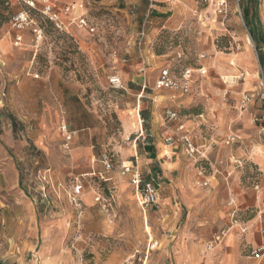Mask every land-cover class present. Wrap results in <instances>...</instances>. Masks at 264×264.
I'll return each mask as SVG.
<instances>
[{"label":"rangeland","instance_id":"rangeland-1","mask_svg":"<svg viewBox=\"0 0 264 264\" xmlns=\"http://www.w3.org/2000/svg\"><path fill=\"white\" fill-rule=\"evenodd\" d=\"M152 1L79 0L93 35L74 25L58 31L33 13L43 40L29 28L16 45L10 20L26 7L0 0V264H225L231 257L226 243L204 248L230 224L223 185H197L212 173L208 162L180 144L173 160L181 169L169 185L156 181L161 205L146 212L137 198L124 200L133 188L123 187L130 176L122 168L148 147V113L157 105L194 126L198 142L214 138L209 162H243L230 180L239 197L263 191L264 123L256 120L264 115V42L252 33L264 35V0L240 7L228 0L225 27L215 22L213 0ZM164 70L177 83L191 71L189 92L157 88ZM113 75L124 88L111 87ZM243 94L251 96L246 109ZM231 135L237 139L226 146ZM255 211L237 215L248 223ZM253 233L235 249L243 260L260 256L251 253Z\"/></svg>","mask_w":264,"mask_h":264},{"label":"built area","instance_id":"built-area-1","mask_svg":"<svg viewBox=\"0 0 264 264\" xmlns=\"http://www.w3.org/2000/svg\"><path fill=\"white\" fill-rule=\"evenodd\" d=\"M56 0H7L9 4H23L26 7V10H23L19 13H16L12 16L10 22V28L17 31L19 35L16 37L15 44L21 45L23 42L22 33L27 29L31 28L37 43L43 40V30L35 22L31 10H35L41 13L45 18L47 17L50 21L54 23L55 28L59 31L69 30L70 26L74 25L80 30H85L88 34H95L96 27L92 24L89 19L86 6L84 2L82 3H70L65 4L61 10L57 9ZM235 4L239 7L243 4L244 0H234ZM214 6V15L215 22L218 21L223 27L226 25V21L230 14V6L228 5V0H213ZM143 37V36H142ZM235 36H233L234 38ZM145 69L140 70L141 73H144ZM191 71H186L183 75L184 80L180 83H177L174 79L170 78L169 71L164 70L161 72L159 80L157 82V88H167L170 90H180L183 93H188L190 89V80H191ZM110 85L112 88L120 90L124 88L123 81L120 76L113 75L109 78ZM261 101L264 104V91L262 92ZM251 102V96L245 95L242 101V109H246L248 104ZM166 116L167 122H172L176 119H179V114L174 111H168ZM256 122H263L264 117L260 120L257 119ZM179 131H184V127L181 125L178 129ZM62 133L66 138V141L69 142L73 139V134L68 131L66 126H63ZM237 137L231 135L225 141V145L229 146L230 144L236 141ZM166 144L169 147L174 148L177 145L182 144L184 150L186 151L187 156L194 159H201L203 161L208 160L207 150L208 147L198 146L192 137L189 134H175L166 139ZM137 159L135 164H131L123 167L122 174L124 176H130V183L135 187L137 192V201L138 205L142 207L144 212L148 209H159L160 196L159 188L155 185L153 180L144 179L143 172L137 166ZM231 164L236 166V168H243V162L241 160L232 158L230 161ZM203 168H201L200 174L204 173ZM199 185L202 187H209L208 181H200ZM83 188L81 185L76 186V193L80 194ZM97 202L101 201V197L96 199ZM230 224L213 234V236L205 242L204 248L206 251H213L216 249H221L224 247L227 237L231 234V231L234 228H239L243 233H246L247 229L243 226L242 221L237 217V211H233L230 216ZM262 235L264 236V228L262 230ZM264 253V247H260L252 251L253 255H261Z\"/></svg>","mask_w":264,"mask_h":264},{"label":"crops","instance_id":"crops-1","mask_svg":"<svg viewBox=\"0 0 264 264\" xmlns=\"http://www.w3.org/2000/svg\"><path fill=\"white\" fill-rule=\"evenodd\" d=\"M155 1H157V0H155ZM55 2L57 5V9H61L65 4L76 3V2H79V0H56ZM154 6L155 5H153L152 7H154ZM159 18H161V17H159ZM256 25H257V23H256ZM17 35H19V33L16 31V36ZM255 36H257L256 33H255ZM244 56L247 57L248 56L247 53L244 54ZM132 68H135V67H132ZM140 68H138V71L140 70ZM138 75L139 74L136 73V77ZM250 76H251V74H250ZM240 77H241V79L244 78V74L242 73L240 75ZM144 89H146V85L144 86ZM166 90H168V89H166ZM174 90L175 89L170 90V91H174ZM178 91H180V90H178ZM181 93H183V92H181ZM243 95H245V94H243ZM166 97L172 98L170 95H166ZM144 110H147V108ZM168 111L174 112L176 110L168 109L164 112L159 106L155 105L152 107L150 114L148 113L149 122L151 124V129L148 132L149 133L148 134V142H147L148 147L143 148L144 152H141V158H139V161H137V166L139 169H141L140 164L144 167V171H143V169H141L143 172L144 179L153 180L155 185L159 188L160 186L156 184V181H158V179L163 180L167 185H169L170 183L173 182L172 180L174 178V175L176 173H178V171L181 169L180 165H178V161L173 160V158L175 157V155H177V152L179 151L178 150L179 145L175 146L174 148L167 146V144H166L167 138L174 136L175 134H177V135H180L181 133L182 134H189L190 137H192V139L194 140V142L198 146L208 147V150H207L208 160L206 162H208L209 166L212 167V173H211V175H207V176L206 175L205 176H199L198 180L208 181L209 187L212 186L211 185L212 180H214L215 183H218V184L221 183L223 185V188H225V195H226L227 200H228L227 193L231 196V198L228 201L229 207H226V209H225V212L229 211V215H228L229 218H230L231 213L233 211H237V214H238L240 209L246 210V209H248V207L256 208V211H255L256 216L252 220L248 221V223L244 220L243 221L241 220L243 226L246 227V229H247L246 233H243L239 228H234L231 231V234L227 237L226 246L228 249L232 248L231 249L232 251H231V253H229L231 257L225 261V264H264V253L258 257H253V256L244 257V260H243L242 257L240 256L241 253L239 251L235 250L240 245H242L244 241L248 242L250 240L249 233L254 234L253 232H258V233L256 236H253L255 239L256 248L252 249V251L255 249H258L260 247H264V236L262 235V230L264 228V224L262 223V219H261L262 216L264 215V189H263V191H260L258 193L248 191L247 194H244V195L242 194V196L239 197L238 196L239 191L237 188L235 189V187H234V186H236V184H234V183L230 184V180L233 178L235 171L239 170V168H236V166H234L233 164L230 163L232 158L229 157V159H227V160L217 158L214 162H212V161L209 162V158H210V156L214 150L213 149V147L215 145L214 138L211 137V140H206V141L203 140L204 143L198 142L197 136L194 135L195 127L187 125V123L185 121H183L181 117L179 119L172 121V122H167V120H166L167 114L166 113ZM144 114L146 115L147 113H144ZM263 117H264V115L260 118V120ZM260 123H263V122H260ZM181 125L184 127V131H182V132L178 130ZM164 142H165V144H164ZM160 146H163L165 148H169L171 153H170V151H168V152H166L164 157H162L161 153H160L161 150H159ZM157 149L159 151L157 153H155L154 150H157ZM136 154H138V152ZM165 158H167V159H165ZM136 159L138 160V158H136ZM135 163H136V161H133V164H135ZM199 170H200V167L198 168V175H201ZM122 183H124L123 187L128 186V187H130L131 190L133 188V190H132L133 193L127 195L126 198H124V200L134 201V199L137 198V192H136L135 187H133L131 185V183L127 182V180L122 181ZM197 185H199V181L197 182ZM233 194H234V196L238 202L243 200L242 206L239 207V205L235 202ZM152 209L155 211H158L154 208H152ZM220 213L222 214V212H220ZM238 219H239V216H238ZM258 224H260V226H258Z\"/></svg>","mask_w":264,"mask_h":264},{"label":"trees","instance_id":"trees-1","mask_svg":"<svg viewBox=\"0 0 264 264\" xmlns=\"http://www.w3.org/2000/svg\"><path fill=\"white\" fill-rule=\"evenodd\" d=\"M5 3L7 4V5H10L8 2H7V0H5ZM31 12H32V14L33 13H38V14H40V15H42L41 13H39V12H37V11H35V10H31ZM43 16V15H42ZM44 17V16H43ZM45 18V17H44ZM11 19H12V17H11ZM46 19L52 24V26L55 28V26H54V23L52 22V21H50L47 17H46ZM10 22H11V20H10ZM56 30H58L57 28H56ZM59 31V30H58ZM252 37H253V40L254 41H259V43L260 42H264V35L262 34L261 35V38L260 39H257L256 38V36H255V34H253L252 33ZM261 62H262V64H263V66H264V58H261Z\"/></svg>","mask_w":264,"mask_h":264},{"label":"bare ground","instance_id":"bare-ground-1","mask_svg":"<svg viewBox=\"0 0 264 264\" xmlns=\"http://www.w3.org/2000/svg\"><path fill=\"white\" fill-rule=\"evenodd\" d=\"M247 41L249 42V43H251V41H249V38H247ZM249 72V71H248ZM229 78H231V77H229ZM226 81V80H225ZM233 82V81H232Z\"/></svg>","mask_w":264,"mask_h":264}]
</instances>
